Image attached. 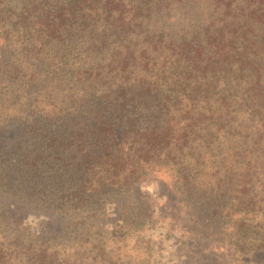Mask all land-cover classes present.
Wrapping results in <instances>:
<instances>
[{
  "label": "trees",
  "instance_id": "obj_1",
  "mask_svg": "<svg viewBox=\"0 0 264 264\" xmlns=\"http://www.w3.org/2000/svg\"><path fill=\"white\" fill-rule=\"evenodd\" d=\"M145 181L187 243L264 254V0H0V196L78 214Z\"/></svg>",
  "mask_w": 264,
  "mask_h": 264
},
{
  "label": "rangeland",
  "instance_id": "obj_2",
  "mask_svg": "<svg viewBox=\"0 0 264 264\" xmlns=\"http://www.w3.org/2000/svg\"><path fill=\"white\" fill-rule=\"evenodd\" d=\"M140 191L146 196L141 200L131 196L119 202L108 197L78 214L39 211L33 204H23L20 198L14 197L10 202L6 196H0V247L13 255L5 262L19 264L18 256L32 255L27 247L37 249L47 243L52 244V251H57L61 264H264L260 260L264 254L257 257L250 252L244 254L237 251L235 244L219 240L223 238H204L195 245L187 243L188 222L183 209L174 210L178 207L175 197H170L156 181L142 182ZM132 197L140 204L137 209L141 207L145 213L140 219L143 223L134 230L127 228L130 218L122 215L123 205L128 209ZM167 199L170 202L163 210ZM11 208L16 210L12 212ZM171 213L175 214L172 221ZM57 219L58 230L51 227L48 233H43V225L56 222L57 226ZM65 220L70 224L66 225ZM72 221L78 223V230L73 233ZM118 225L123 229H117ZM222 244L224 248L220 249Z\"/></svg>",
  "mask_w": 264,
  "mask_h": 264
}]
</instances>
